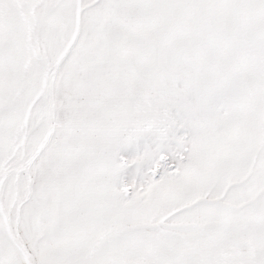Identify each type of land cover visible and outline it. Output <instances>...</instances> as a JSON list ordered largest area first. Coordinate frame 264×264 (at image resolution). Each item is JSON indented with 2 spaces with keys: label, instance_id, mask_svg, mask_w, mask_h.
Returning <instances> with one entry per match:
<instances>
[{
  "label": "rangeland",
  "instance_id": "374dc122",
  "mask_svg": "<svg viewBox=\"0 0 264 264\" xmlns=\"http://www.w3.org/2000/svg\"><path fill=\"white\" fill-rule=\"evenodd\" d=\"M73 1L0 0V264H264V50L197 28L264 0Z\"/></svg>",
  "mask_w": 264,
  "mask_h": 264
},
{
  "label": "crops",
  "instance_id": "0c3cea01",
  "mask_svg": "<svg viewBox=\"0 0 264 264\" xmlns=\"http://www.w3.org/2000/svg\"><path fill=\"white\" fill-rule=\"evenodd\" d=\"M74 6H75V0L73 1L72 5L65 4V5L60 6L58 11L71 13L70 9L73 8ZM217 20H218L217 16H215L213 22H216ZM209 23L210 21L205 20V18L201 16L198 18V21H197L198 37L201 40H204L206 37V44L208 45L212 44V47H213L212 56L213 57H216L217 51H218L219 56L225 55V54L229 55L227 60H225V58L223 57H219V59H217L219 62L236 61L238 59L237 55L240 54L242 50L243 52L245 51L247 53H250L252 56H255L256 54H260L261 51L264 50L262 48V37H264V23L261 22V20L255 21V22L252 21L250 30L247 32L248 35H244L245 39H248L249 41L244 42V43H238V42L234 43V38H237L238 36L242 37V31L241 30L239 31L241 27H236V28H231V29L220 27V31L217 33L216 26H213V25L209 26ZM206 29L210 30L211 38L205 36L204 31ZM200 44H201V41H200ZM217 45H219L218 48H217ZM239 59L240 61H242L244 60V57L240 55ZM216 75H217L216 72H213L211 74V76L213 77H215ZM224 75L225 74L221 73L220 76H224ZM243 75H244V72H241L238 76L239 79L244 77ZM203 83H205L204 80H203Z\"/></svg>",
  "mask_w": 264,
  "mask_h": 264
}]
</instances>
